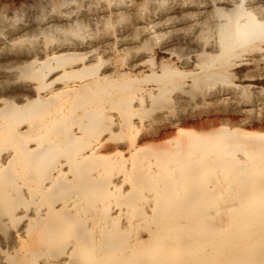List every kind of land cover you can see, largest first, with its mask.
Returning <instances> with one entry per match:
<instances>
[{"label":"bare ground","instance_id":"1","mask_svg":"<svg viewBox=\"0 0 264 264\" xmlns=\"http://www.w3.org/2000/svg\"><path fill=\"white\" fill-rule=\"evenodd\" d=\"M0 0V264H264V0Z\"/></svg>","mask_w":264,"mask_h":264},{"label":"rangeland","instance_id":"2","mask_svg":"<svg viewBox=\"0 0 264 264\" xmlns=\"http://www.w3.org/2000/svg\"><path fill=\"white\" fill-rule=\"evenodd\" d=\"M18 1H19V0H15V2H16V3H15V4H16V6L18 5V3H17ZM31 1H32V0H31Z\"/></svg>","mask_w":264,"mask_h":264}]
</instances>
